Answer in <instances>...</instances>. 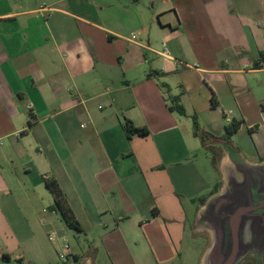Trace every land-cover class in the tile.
<instances>
[{
    "label": "crops",
    "instance_id": "crops-1",
    "mask_svg": "<svg viewBox=\"0 0 264 264\" xmlns=\"http://www.w3.org/2000/svg\"><path fill=\"white\" fill-rule=\"evenodd\" d=\"M221 141L264 160V0H0V264H57L48 181L100 239L69 262L200 264Z\"/></svg>",
    "mask_w": 264,
    "mask_h": 264
},
{
    "label": "water",
    "instance_id": "water-1",
    "mask_svg": "<svg viewBox=\"0 0 264 264\" xmlns=\"http://www.w3.org/2000/svg\"><path fill=\"white\" fill-rule=\"evenodd\" d=\"M216 146L221 184L199 207L193 226L208 239L200 264H264V160L251 162L226 141ZM77 264H93V258Z\"/></svg>",
    "mask_w": 264,
    "mask_h": 264
},
{
    "label": "trees",
    "instance_id": "trees-1",
    "mask_svg": "<svg viewBox=\"0 0 264 264\" xmlns=\"http://www.w3.org/2000/svg\"><path fill=\"white\" fill-rule=\"evenodd\" d=\"M163 87H165V86H163ZM171 101H172V105L169 108L170 111L177 112L179 115L185 116L186 110L182 106V104L180 103L179 97H172ZM214 105H215V103H214ZM192 121H193V130H194L195 137H197L201 140L203 146H207V141L210 138H213L214 136L211 133L206 132L203 128H201L198 117L196 115H194L192 117ZM240 127H241V122L236 121V120L232 121L231 124H229L226 127V134H227L226 138L230 139V137H232L233 135H235L237 133V131L240 129ZM125 129H126V135L129 139L135 134L146 135L148 133V131L146 129H144V128H142V129L133 128V126H131V124L126 125ZM218 161H219V155L215 159L214 166ZM216 169L218 170V168H216ZM47 186L51 190V192L54 196L55 209L60 213V215H61L63 221L65 222V224L67 225V227L70 229L76 230L78 232H82L83 230H82L81 224L76 219L73 211L71 210V208L68 204L67 198H66L65 194L63 193V191L61 190V188L59 187L57 181H48ZM205 201H206V199L202 201V204H204ZM82 259L78 260L77 263H79ZM247 262H251V264H252V261H247Z\"/></svg>",
    "mask_w": 264,
    "mask_h": 264
},
{
    "label": "rangeland",
    "instance_id": "rangeland-1",
    "mask_svg": "<svg viewBox=\"0 0 264 264\" xmlns=\"http://www.w3.org/2000/svg\"><path fill=\"white\" fill-rule=\"evenodd\" d=\"M206 151V150H205ZM211 156H213V154H210ZM219 155V152L217 153V157ZM197 236V235H196ZM95 239L96 242L98 243H93V245H100L99 241V237L95 238L93 235L89 234H83L82 232H78L76 230L70 229L66 231V237L65 240L71 245V247L73 249H75V251H77L78 253H84L85 251H87V245H88V241L89 240H93ZM64 239L61 240V244H59L58 250L61 251L63 250V242ZM207 241L208 239L206 237H200L197 239V243H194L193 240H188L185 242V249L187 250L188 253H191L192 256L195 258L197 253H199L203 248L207 247ZM191 246V247H190ZM92 256L93 260L95 258V255L92 253H86ZM66 261L63 259H60L59 255H58V260H57V264H76L73 263V261ZM196 262H194L193 264H195ZM246 264H251V262H247Z\"/></svg>",
    "mask_w": 264,
    "mask_h": 264
},
{
    "label": "built area",
    "instance_id": "built-area-1",
    "mask_svg": "<svg viewBox=\"0 0 264 264\" xmlns=\"http://www.w3.org/2000/svg\"><path fill=\"white\" fill-rule=\"evenodd\" d=\"M228 122H230V120H228ZM50 240H53V238H50ZM63 242H64L63 250L59 254V257L60 259L69 261L72 257L71 247H70V244L66 240H64Z\"/></svg>",
    "mask_w": 264,
    "mask_h": 264
}]
</instances>
